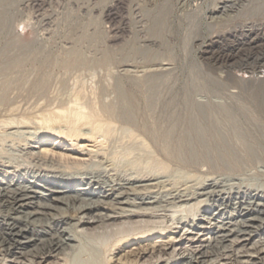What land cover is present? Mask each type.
<instances>
[{
	"label": "rangeland",
	"instance_id": "374dc122",
	"mask_svg": "<svg viewBox=\"0 0 264 264\" xmlns=\"http://www.w3.org/2000/svg\"><path fill=\"white\" fill-rule=\"evenodd\" d=\"M262 2L263 0H150V2L149 0H0V93L4 92L9 96L13 101H11L12 106L21 103L25 106L27 102L23 94L33 91V88H30L32 82L26 84V79L33 81L39 79L42 89L46 88L49 92L75 90L91 92L103 88L112 90L117 74L122 76L132 74L133 77L143 78L145 83L146 80L149 81L145 86L144 82L136 86L137 90L161 92L168 99L169 111L164 114L167 117L163 115L168 123L178 116L177 112L181 113L185 110L186 102L183 97L187 94L194 97L196 104L203 108L206 105L212 115H216V111H219L215 109V105L219 104L230 107V112L234 116L238 112V106L253 108L257 107V103L251 99L249 101L238 99L236 102L228 98L229 93H239L242 84L247 83L248 78L252 77L249 67L264 66L262 59L264 54H261L264 41L258 42L255 48L239 46L242 51L234 58L226 59L227 50L236 46L242 38V29L234 27L235 24L250 22L249 18L245 20V17L241 14L236 15L235 12H250L254 9L252 7ZM217 3L221 8L211 10ZM196 5L198 7L194 15L187 14ZM231 12L235 15L232 16ZM152 41L156 44L152 45ZM65 44L82 46L86 54L96 58L108 53L104 51H108L109 47L124 48L121 52H115L114 62H108L107 65L92 63L93 65H88L89 67L80 66L73 69L60 62V58L58 63L54 62L55 57H59L62 53L60 49ZM125 51H129L128 62L127 59L124 61L118 57L119 53ZM102 52L104 54H101ZM44 57L46 58L43 59ZM49 57L51 60L48 61ZM122 62L126 63L121 64ZM257 70L264 72L263 67ZM227 71L233 73L235 78L228 79ZM110 73L113 75L111 76ZM257 79L258 77H255V82L258 81ZM120 85L128 89L122 80ZM17 93L18 95H15ZM19 100L21 103L18 102ZM213 104L211 108L210 105ZM255 115L257 116V113ZM257 117L261 116L258 114ZM27 125L17 126L18 128L16 125L0 128V179L15 173L19 174L21 171L28 172L30 176L27 177L31 179L32 175L39 174L41 170L40 174L54 171L57 174L69 172L72 175L85 177V171L89 170L109 182L116 178L133 177L136 174L133 173L136 172L135 169L151 164L149 150L153 151V149L147 150L146 142L141 145L142 142L133 137L132 129L124 124L116 123L105 144L98 142L99 139L69 140L60 135L41 137L43 127L42 129L40 127L43 125L38 123L35 126L32 123ZM180 126L181 123L178 121L176 127L180 129ZM49 159L54 165L41 164ZM249 162L239 171L227 173L221 170L217 172L215 169L209 172L203 166L192 167L167 161V171H163L164 175L162 171L157 172V176H160H158L160 185L158 184L156 188L158 191L153 190L159 195L179 190L191 191L210 177L224 181V184L222 183L224 190L229 191L230 194L241 193L245 189L246 192L256 188L262 189L264 160ZM258 165L261 166L257 167ZM204 171L209 173L206 174ZM220 175L223 178H219ZM224 178L230 180L226 181ZM198 200L200 198L180 204L160 202L158 205H149V208L141 206L139 209L127 205H115L125 209L133 208L135 213L123 212V214L116 208V211L111 213L114 214L112 218L104 220L92 219L93 213H77L79 223L83 224L75 226L77 241H73L75 247L73 246L72 249L67 248L63 253L54 252L40 257L0 252V262L1 264H163L165 262L179 264L185 259L184 257L200 251L211 239L218 225L230 221L226 217L236 211L233 208L235 206L230 204L223 209V215H217L216 208L224 207L220 201L214 203L215 206L210 211L205 212L202 209L203 202L200 203ZM56 206L61 210L51 213L74 215L72 210L67 209L62 203L58 202ZM103 208H105L102 209L103 211L110 212L107 208L111 206L103 205ZM75 221L71 220L70 223ZM253 231L249 235L228 237L229 240L227 238L221 244L222 247L219 245L215 250L217 253L212 252L213 256L208 257L209 260L204 264H264V224Z\"/></svg>",
	"mask_w": 264,
	"mask_h": 264
},
{
	"label": "bare ground",
	"instance_id": "6f19581e",
	"mask_svg": "<svg viewBox=\"0 0 264 264\" xmlns=\"http://www.w3.org/2000/svg\"><path fill=\"white\" fill-rule=\"evenodd\" d=\"M256 6L252 7L254 9L251 8L252 11L250 12H235L236 15L241 14L242 17H245V20L249 18L250 22L235 24L234 27H241L242 38L236 46H232V48L227 50L226 59H232L237 56L238 52L242 51L239 46L255 48L258 42L264 41V0L257 8H255ZM197 7V5L192 7L187 14L194 15ZM219 8L221 6L219 7L217 3L211 10H219ZM231 14L233 16L234 12H231ZM231 14L229 13V17H231ZM236 18L238 17L236 16ZM151 43L152 45L156 44L155 41ZM72 44L62 45L60 49L62 53L59 57H55L54 62L58 63L61 59L60 62H63L66 67H72L73 69L80 66L84 68V66L92 63L107 65L108 62H114L115 57L113 55L115 56V52H121L124 48L123 46L120 49L109 47L108 51H104V53H108L104 54L102 52L101 54H104L102 55L103 57L96 58L86 54L85 50L81 48L82 46ZM261 54H264V46L261 49ZM118 57H121V60L124 59V61L127 58L129 59V51L119 53ZM47 59L49 61L50 57ZM116 59L118 60V58ZM125 63L122 62L121 64ZM261 67L264 68V66ZM261 67L254 65L249 67L252 77L248 78L247 83L242 84V89L239 93L231 92L228 95V98L234 101L238 99L249 101L251 99L257 103V107L252 108L240 105L238 106L239 109L237 108L238 112L233 116L232 112H230V107L217 104L215 109L219 111H216L217 114L214 112L216 115H212L206 105L203 108L201 105L196 104L193 100L194 97L187 94L183 97L184 102H186L185 110L181 111V113L177 112L178 116H175L179 119H176L177 117L175 119L172 118L174 120L171 119L170 123L164 118V114L169 111L168 99L161 92L137 90L135 87L140 86L144 81L143 78L131 76L132 74L128 76H126L127 74H123V76L117 74L112 90L103 88L98 91L95 89V91L91 92H83L81 90L49 92L46 88L42 89V84L40 85V82H38L39 79L34 81L33 79H26V84L32 82L30 88H33V91H26L28 93L23 94L25 102H27L25 106H22L21 99L18 102L22 105L14 104L12 106L11 104L13 103H11L12 100H10L9 96L4 92L0 93V105H2L1 107L4 106L3 109L0 107V128L13 127L15 125L16 127H25L27 124L31 125V123L35 126L38 123L43 125L40 127V129L43 127L41 137L60 135L69 140L86 139L97 141L99 139L98 142L105 144L111 135L112 129H114L113 127L116 123H120L132 129L133 137L138 138L140 143L142 142L141 145L146 142L147 150L153 149V151H148L151 154L149 155L151 164L144 165L138 170L135 169L134 171L136 172L133 173L136 174L133 177L116 178L109 182L106 179L99 178L100 176L96 175L94 171L91 172L89 170L85 171V177L72 175L69 172L57 174L54 171L49 173L45 171L40 174L42 170L39 174L32 175L31 179L27 177L30 176L27 174L28 172L22 171L6 178L4 176L3 179H0V252L33 257L48 256L54 252L63 253L67 248L72 249L74 246L73 241H77V238H75V232L77 231L75 226L83 224L79 223L77 213H93L92 219L104 220L112 218L114 214L112 215L111 213L116 208L122 213L135 211L133 208L125 209L122 206L115 207V205H127L128 207L139 209L141 206H148L147 208H149L154 204L158 205L160 202L180 204L200 198L198 201L200 203L203 202L202 209L205 212L210 211L215 206L214 203L221 201L224 207L220 208L218 206L216 214L223 215V209L233 204L235 206L233 208L236 210L235 215L231 213L229 217H226L230 221L218 225L211 239L203 245L202 249L196 254L184 257L185 259L181 260L179 264H204L209 260H207L208 257L213 256L212 252L217 250L219 245L221 246L228 237L232 235H249L253 230L262 226L264 224V186L262 189L256 188L248 192L245 189L241 193L230 194L229 191L224 190L222 185L224 181L221 182V179H210L211 177L207 179L205 177L207 180L191 191L183 189L184 191L179 190L174 193L159 195L156 189L159 184L157 172L160 173L162 171V174L165 173L163 171L167 169V161L192 167L203 166L209 172H213L215 169L216 171L221 170L230 173L239 171L245 163H250L249 161L264 160V121H262V117H264V72L257 70ZM226 74L228 79L235 78L230 71H227ZM255 77H258L257 82H255ZM121 80L125 82L128 89H124L120 85ZM148 82L146 80L147 84ZM146 83H143L144 86ZM221 83H223L222 80ZM15 95H18V93ZM213 106L214 104L210 105L211 108ZM170 113L172 114L173 112ZM255 113H257V116L258 114L261 116L259 117L260 119ZM12 115L16 117L13 118ZM178 121H180L182 126H180V129L176 127ZM38 126L36 127L38 128ZM248 135L249 137H247ZM45 163H50L51 165L54 162L49 159L41 164ZM81 166L83 165L81 164ZM260 166L258 165L257 167ZM79 168L81 167L79 166ZM255 171L258 170L255 169ZM162 174L160 175L162 176ZM219 178L223 177L220 175ZM233 184L235 185V183ZM73 187L75 188L73 189ZM232 199H234L233 203ZM58 202L65 205L67 209H71L74 215L67 214L66 211L64 215L63 213H59V215L51 213V211L61 210V208L56 206ZM103 205L111 206V208H107L110 212L103 211L102 209H105ZM128 213L125 214L128 215ZM71 220L76 221L70 223ZM163 264L176 263L165 262Z\"/></svg>",
	"mask_w": 264,
	"mask_h": 264
}]
</instances>
